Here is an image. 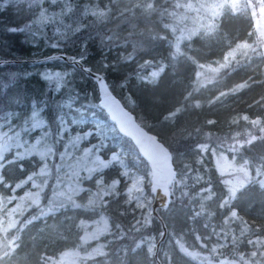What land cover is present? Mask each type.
Masks as SVG:
<instances>
[{
	"label": "trees",
	"instance_id": "obj_1",
	"mask_svg": "<svg viewBox=\"0 0 264 264\" xmlns=\"http://www.w3.org/2000/svg\"><path fill=\"white\" fill-rule=\"evenodd\" d=\"M183 1L40 0L34 4L32 0H0V61H5L0 63V133L17 137L25 145L46 135L53 145L52 177L56 176L55 165L60 163L66 138L86 133L83 144L97 147L106 164L76 197L86 201L87 191H93L92 184L98 178L104 187H110L96 208L49 210L46 217L53 230L60 224L63 227L56 242L47 247L37 238L32 242L27 239L29 222L25 220L38 208L30 206L16 223V233L6 229V237L0 236V244L12 241L15 246L9 253L0 246V264H23L17 255L23 249L27 263L49 264V257L80 240L86 229L80 221L91 222L99 216L105 217L107 227L97 242L105 244L106 251L85 264H157L147 239L154 235L157 243L163 224L167 233L157 252L162 264H209L181 252L173 242L176 237L218 261L208 253L210 244L206 243L211 238L205 218L194 219L191 228L188 217L196 202L193 192L211 188L222 177L215 170L213 151L221 146L231 155L236 137L241 140L238 154L248 160L250 175L225 213L235 210L250 226L251 236H264V38L250 11L222 9L207 37L191 35L192 46L186 47V52L177 51L174 42L179 27H183L177 16L185 11ZM253 2L258 6L257 0ZM40 6L56 19L35 22L32 11ZM235 48L241 51L227 66L207 69L220 65ZM56 53L74 56L101 73L137 122L170 150L175 176L168 206L157 208L158 215L151 212L147 218L146 208L129 194L130 180L114 155H122L129 167L146 178L149 166L99 106L96 82L63 59L34 61ZM209 79L216 88L205 87ZM99 123L106 128L102 133L97 129ZM201 147L207 148L206 153L196 151ZM185 155L191 159L185 163L176 160ZM41 159L36 153L25 154L20 146L2 155L1 212L14 210V200L30 191L26 183L42 165ZM182 172L201 181L186 187L190 180L181 178ZM44 202L42 198L39 204ZM212 211L214 219H224L218 208ZM40 217L32 220L33 228ZM233 225L237 234L239 224L234 221ZM29 244L40 245L36 249ZM59 244L62 246L57 249ZM251 248L243 237L228 250L247 254Z\"/></svg>",
	"mask_w": 264,
	"mask_h": 264
},
{
	"label": "rangeland",
	"instance_id": "obj_2",
	"mask_svg": "<svg viewBox=\"0 0 264 264\" xmlns=\"http://www.w3.org/2000/svg\"><path fill=\"white\" fill-rule=\"evenodd\" d=\"M253 1L254 0H184L182 6H184L185 11L177 16V18H181L183 27H179L174 47L177 51L186 52V47L192 46L191 37L194 36V34L197 33L207 37L208 33L212 31L211 28L216 13L222 9L250 11L257 29L264 38V0H257L258 6H255ZM39 2L40 0H32V3L34 4ZM32 13L34 14L32 17L35 22L56 19L53 14L43 6L33 10ZM237 51L241 50L237 48L230 50L228 56H226L220 65L217 67L210 66L207 69L214 70L227 66ZM199 73L201 72L199 71L198 74ZM205 82H208L205 84L207 89L212 90L217 87V84H215L212 79ZM226 103L227 102L223 104ZM100 127L99 130L105 129L102 124ZM86 137V133H81L72 134L66 138L61 155H59L60 163L55 165L56 176L52 177L50 171L53 145L46 135L39 136L34 141H29L25 145L23 141L17 137L0 133V159L2 158V155L11 148L20 146L22 152L25 154L36 153L42 158L41 160H43L40 168L35 171L36 173L34 175L30 176L29 181L26 183L25 188L27 190L30 189V191H27L24 196L14 200V206L11 208L14 210L11 212L9 210L3 212L0 211V236L4 238L6 237V229L11 230L12 233H16L18 230H16V223L23 217L24 212L26 214L30 206H37L38 208L35 209L36 214L31 216L28 214L27 219L25 220V223L27 221L29 222L27 226V239L32 242L37 238L39 241H42L44 247H47L50 246L48 244L56 242L55 239L60 236L61 228L63 227V225L60 224L59 229L56 228L53 230L54 225L51 222H48L46 217L49 210L71 206L74 208L81 207L84 209H93L96 208V206H99L102 193L110 191V187H104L99 178L92 184V186L95 187L93 191H87L88 197L86 201L84 200L83 202H80L76 197L77 193L85 187V183L88 179L95 175V173L99 174L106 164L105 161L99 158L97 147H93L91 144H83V140ZM236 138L235 144L237 145L230 148L231 155L226 153L227 151L219 145H217L219 148H215L213 151L212 159L215 164V170H217L219 175L222 176L220 179L221 183H214L211 188L205 186L200 191H194L192 196L196 202L200 203V206L198 207L200 212L202 208H204L205 214L211 212L213 208H218L219 212L223 213L224 216V219H217V221L213 220V222L216 223L215 230L219 227V230L216 231L219 232V236L224 239L225 242L215 240L212 235L209 234L208 238H211V240L206 244L223 243L228 244L229 247L230 244H236L237 239L242 242V238L245 237L248 245L252 247L251 250L245 254L243 252L229 251L227 247L228 253L231 254L230 259H224L222 257L218 258L213 254L215 250L212 252L208 250L209 255L218 259V261H216L212 257H208L196 249H191L182 241V239L176 237L173 241L177 248L185 255L209 264H255L258 261H264V236H251L250 226L246 222H243L240 216L236 214L235 210L225 213L226 206L231 204L236 191L248 180L250 175L248 160L244 157H240L238 154L241 140H239L238 137ZM206 149V147H201L196 151H200V154H204L206 153ZM15 152L20 154L17 150H15ZM13 153L14 152H12L11 155H13ZM114 158L118 160V164L120 163L122 170L130 180L129 186L131 187V196L136 197L137 205L146 208V217L148 218L150 215L149 213L152 211L153 203L152 194L149 191L150 188H147V183H150V174L149 177L146 178V176L138 172L136 168L129 167L124 161L122 155L118 153L114 155ZM189 159H191V157L185 155L177 157L176 160H182L183 163H185ZM256 170L259 169L256 168ZM227 174L230 175L227 176ZM185 177H188L190 180L189 182H186V187L190 184L192 185L201 181V179L195 175L182 172L181 178ZM133 188H135L137 193H132ZM14 194L16 195L17 193L14 192ZM42 198H45V202L43 205H40L39 203ZM211 213L213 214V211ZM38 215L41 216L39 223L36 228H33L31 222ZM234 221H237L239 224L237 234L236 228L233 225ZM79 224H83L86 227L80 240L79 238L76 239L73 247L64 248L55 256L49 257L47 259L49 264H85L87 260L91 259V257L106 251L105 244L97 242V238H99L100 234L107 227L105 217L99 216L91 222L83 223L80 221ZM213 232L214 230L211 229V233ZM34 233L38 234L35 235ZM73 235H75V232H73ZM76 235H78V233H76ZM155 241L156 239L154 235H150L147 239V247L153 251L156 247ZM91 242L92 244H89ZM12 244L13 242L11 241L7 244H0V246H5L4 251L9 253L15 249L14 244ZM201 244H203V242H201ZM39 245L40 244H29V246L36 249L39 248ZM61 246L62 244H59L56 248L58 249ZM49 249L52 250L53 248L50 247ZM17 255L23 264H29L26 262L27 254L24 249L19 251ZM13 264H17V262H14ZM91 264H98V262H92Z\"/></svg>",
	"mask_w": 264,
	"mask_h": 264
},
{
	"label": "water",
	"instance_id": "obj_3",
	"mask_svg": "<svg viewBox=\"0 0 264 264\" xmlns=\"http://www.w3.org/2000/svg\"><path fill=\"white\" fill-rule=\"evenodd\" d=\"M60 58L81 69L96 82L99 106L105 111L117 130L128 137L141 157L147 162L150 174V191L153 195L152 212L158 215L157 208H166L170 199V185L175 176L170 150L155 135L139 124L133 113L123 105L121 100L111 91L104 76L90 70L82 61L65 53L49 54L34 61ZM5 61H0L3 63ZM161 237L156 243L154 258L157 264H162L157 252L160 243L166 235V228L162 225Z\"/></svg>",
	"mask_w": 264,
	"mask_h": 264
},
{
	"label": "built area",
	"instance_id": "obj_4",
	"mask_svg": "<svg viewBox=\"0 0 264 264\" xmlns=\"http://www.w3.org/2000/svg\"><path fill=\"white\" fill-rule=\"evenodd\" d=\"M100 123L97 124V129H100ZM104 126V125H103ZM105 128V127H104ZM106 129V128H105ZM99 133H102V130H99ZM120 165V163H119ZM121 166V165H120ZM122 168V166H121ZM133 168V167H132ZM130 193H131V190H130ZM132 193H137V191L135 190V188H133V191ZM132 195V194H130ZM200 206V203L199 202H195L193 203L191 206H190V209H191V214L189 215V224L192 228V224H193V221L194 219H196L197 217H201L205 214V210L204 208L201 209V212L199 211V207ZM213 218H212V213L211 212H207L206 214V224L208 225L209 227V234L212 235V237L215 239V240H219V241H223L225 242L224 239H222L220 236H219V232H217L216 230H219V227L215 230L216 228V223L213 222ZM212 221V222H211ZM211 229L214 230L213 233H211ZM227 247H228V244H223V243H220V244H210V247H209V250L212 252L213 250H215L213 252L214 255H216L218 258H224V259H230V253H228L227 251Z\"/></svg>",
	"mask_w": 264,
	"mask_h": 264
},
{
	"label": "bare ground",
	"instance_id": "obj_5",
	"mask_svg": "<svg viewBox=\"0 0 264 264\" xmlns=\"http://www.w3.org/2000/svg\"><path fill=\"white\" fill-rule=\"evenodd\" d=\"M223 38H225V37H223ZM221 45V44H220ZM162 262V261H161Z\"/></svg>",
	"mask_w": 264,
	"mask_h": 264
}]
</instances>
